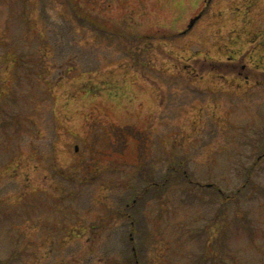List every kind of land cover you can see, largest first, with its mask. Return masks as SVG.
Listing matches in <instances>:
<instances>
[{
	"label": "rangeland",
	"instance_id": "374dc122",
	"mask_svg": "<svg viewBox=\"0 0 264 264\" xmlns=\"http://www.w3.org/2000/svg\"><path fill=\"white\" fill-rule=\"evenodd\" d=\"M0 264H264V0H0Z\"/></svg>",
	"mask_w": 264,
	"mask_h": 264
},
{
	"label": "flooded vegetation",
	"instance_id": "af4514ba",
	"mask_svg": "<svg viewBox=\"0 0 264 264\" xmlns=\"http://www.w3.org/2000/svg\"><path fill=\"white\" fill-rule=\"evenodd\" d=\"M187 30V29H186Z\"/></svg>",
	"mask_w": 264,
	"mask_h": 264
},
{
	"label": "water",
	"instance_id": "95a60500",
	"mask_svg": "<svg viewBox=\"0 0 264 264\" xmlns=\"http://www.w3.org/2000/svg\"><path fill=\"white\" fill-rule=\"evenodd\" d=\"M193 23V22H192Z\"/></svg>",
	"mask_w": 264,
	"mask_h": 264
}]
</instances>
